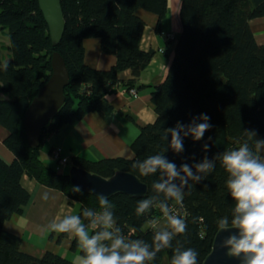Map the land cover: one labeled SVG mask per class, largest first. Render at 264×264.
<instances>
[{
  "label": "trees",
  "instance_id": "1",
  "mask_svg": "<svg viewBox=\"0 0 264 264\" xmlns=\"http://www.w3.org/2000/svg\"><path fill=\"white\" fill-rule=\"evenodd\" d=\"M179 1L180 33L171 62L162 81L149 85L155 119L138 125L139 133L131 144L133 156L70 158L71 166L91 173L108 178L117 171H128L146 184L143 197L119 193L108 201L122 234L149 244L156 230L149 221H158L164 218L163 214L154 207L137 215L136 208L140 200L154 195L152 184L159 173L142 176L132 166L135 161L165 154L179 167L239 148L248 139L245 130L255 131L256 138L264 139V44L256 42L249 24L250 20L264 17V0ZM167 2L60 0L65 29L59 43L53 46L38 0H0V52L5 46L10 53L7 62L0 60V127L7 132L3 145L13 156L10 162L0 157V264H77L50 250L34 255L22 249V239L4 224L12 214H23L30 201L31 194L22 183L24 176L59 191L70 203L76 202L77 215L82 219L85 208L101 210L98 197L74 191L67 172L58 164L53 168L44 163L40 149L46 136L88 113H97L109 123L115 110L107 97L118 90L138 91L145 86L139 77L154 51L141 47L145 21L138 11L155 14V28L159 31ZM3 36H7V44L1 41ZM87 38L98 39L100 51L115 56V63L105 69L87 64L84 60ZM54 51L63 58L69 74L65 100L42 130L39 146L31 148L26 141L23 116L51 74ZM125 70H129L130 76L120 77ZM200 114H207L212 125L204 137L198 142L185 138L181 153L169 149L168 141L163 139L165 130L177 122L188 124ZM170 139L169 136V142ZM205 144L207 151L203 148ZM226 180L216 161V167L202 182L189 180L192 187L184 189L182 203L169 201V206L185 220L186 232L175 237L171 248L162 250L147 264H171L177 240L185 249L196 250L197 264L203 263L218 231L217 221L225 216L231 218L234 208ZM77 244L73 238L72 246Z\"/></svg>",
  "mask_w": 264,
  "mask_h": 264
},
{
  "label": "clouds",
  "instance_id": "2",
  "mask_svg": "<svg viewBox=\"0 0 264 264\" xmlns=\"http://www.w3.org/2000/svg\"><path fill=\"white\" fill-rule=\"evenodd\" d=\"M211 127L210 117L200 114L188 124L177 122L174 127L166 129L163 139L168 141L169 149L181 153L185 138L191 137L198 142ZM243 132L248 139L239 148L219 153L212 159L205 156L199 162H185L178 167L165 154H156L133 163V168L142 176L159 173L152 184L154 195L140 200L136 208L137 215L158 208L166 221L163 228H157V220L149 221L156 229L151 244L122 234L111 211L112 206L104 195L98 197L101 210L85 208L84 219L80 215H67L52 222L50 230L70 234L77 240L82 252L78 264H147L162 250L171 248L175 237L186 232L185 220L169 206V201L182 203L184 189L192 187L189 180L202 182L219 161L227 176L226 188L234 201L231 218L225 216L217 221L218 231L230 233L220 247L227 249L226 256L239 264H264V139L256 138L255 131ZM249 140L254 143L250 144ZM203 148L207 151L208 145ZM73 190L81 191L78 186ZM43 198L48 199L47 193ZM197 258L196 250L185 249L179 240L176 241L171 264H197Z\"/></svg>",
  "mask_w": 264,
  "mask_h": 264
},
{
  "label": "crops",
  "instance_id": "3",
  "mask_svg": "<svg viewBox=\"0 0 264 264\" xmlns=\"http://www.w3.org/2000/svg\"><path fill=\"white\" fill-rule=\"evenodd\" d=\"M179 6V0H168L166 15L161 21L159 31L155 28V14L144 10L138 11L145 21L141 47L154 51L151 61L139 77L145 86L138 89L136 97L123 90H118L107 97L115 110L109 123L105 122L97 113H88L81 120L67 123L56 133L46 136L44 143L47 148L45 149L48 150V157L52 160L47 165L53 168H55L53 164L57 166L52 156V149L57 147L68 161L72 156L93 160L113 157L131 158L133 156L131 144L139 133L138 125L151 123L155 119L149 85L162 81L171 62L173 46L180 33ZM249 24L256 42L264 44V17L250 20ZM167 33H171L173 39H167ZM84 49L85 62L95 68L105 69L115 63V56L103 54L100 51V42L96 38L85 39ZM129 76V70L120 74L122 78ZM6 134V130L0 127V156L10 162L13 156L3 145ZM65 170L62 169L63 172ZM22 183L31 194L30 201L23 214H12L6 220L5 228L21 239L25 231L31 236H49L47 250L67 258L70 255L73 261L78 264V257L82 255V252L78 244L75 247L72 246L74 237L70 234L51 231L49 228L52 222H58L67 215H75L72 206L76 202L70 203L69 199L59 191L39 185L26 176L23 177ZM42 193L43 197L47 193L48 199L45 200L42 197L38 202V194Z\"/></svg>",
  "mask_w": 264,
  "mask_h": 264
},
{
  "label": "water",
  "instance_id": "4",
  "mask_svg": "<svg viewBox=\"0 0 264 264\" xmlns=\"http://www.w3.org/2000/svg\"><path fill=\"white\" fill-rule=\"evenodd\" d=\"M38 5L47 24L51 44L56 46L65 29L60 0H38ZM50 65L51 74L48 80L38 89L23 116L25 137L31 148L39 146L42 130L55 116L65 100L64 88L69 82V74L65 62L58 52L52 53ZM67 175L74 187L78 186L81 191L96 197L104 195L109 198L122 193L140 198L147 191L146 184L128 171H117L106 178L72 165ZM229 234V232H216L211 250L202 264H239V261L226 256L227 249L220 247Z\"/></svg>",
  "mask_w": 264,
  "mask_h": 264
},
{
  "label": "rangeland",
  "instance_id": "5",
  "mask_svg": "<svg viewBox=\"0 0 264 264\" xmlns=\"http://www.w3.org/2000/svg\"><path fill=\"white\" fill-rule=\"evenodd\" d=\"M5 33H6V30H5ZM166 37L169 40L173 39V35L171 33H167ZM1 41L3 43L7 44L8 43L7 36L6 37L5 36L1 37ZM9 59H10V53L6 49V47L4 46L1 49V52H0V60H1L2 63H5ZM45 148H47V145L45 143H43V145L41 147V150H40L41 151L40 152V157L44 161V163L47 164L48 162H51L52 160H51L50 157H48V154H47L48 150L45 149ZM53 166L55 168H57V166L55 164H53ZM70 167H71V165H70V160H69L67 165H65L64 167H61V168L66 169L65 171L68 172ZM42 197H43V193L40 194V195L38 194L37 201L39 202ZM72 207H73V209L75 211V215H76V213H78L79 205L76 203ZM165 224H166V221H165L164 218H162V219L158 220V225L157 226H162V225H165ZM22 237H23L22 238L23 239L22 249H24V250H26V251L34 254V255H40L44 250H47V247L49 245V236H45V235L44 236H38V235L31 236L27 231H25V233L22 235ZM71 257L72 256L69 255V257L67 259L73 260Z\"/></svg>",
  "mask_w": 264,
  "mask_h": 264
},
{
  "label": "built area",
  "instance_id": "6",
  "mask_svg": "<svg viewBox=\"0 0 264 264\" xmlns=\"http://www.w3.org/2000/svg\"><path fill=\"white\" fill-rule=\"evenodd\" d=\"M124 92H128L130 95L136 97L137 91L135 89H129L128 91L123 90ZM52 156L57 161L60 167H64L67 163V158L64 157L61 153V150L57 147L52 150Z\"/></svg>",
  "mask_w": 264,
  "mask_h": 264
}]
</instances>
